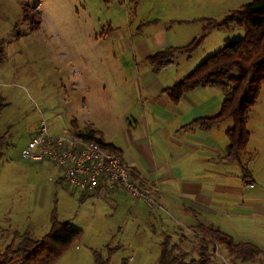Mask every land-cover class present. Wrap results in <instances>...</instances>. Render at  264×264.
<instances>
[{
    "label": "rangeland",
    "instance_id": "1",
    "mask_svg": "<svg viewBox=\"0 0 264 264\" xmlns=\"http://www.w3.org/2000/svg\"><path fill=\"white\" fill-rule=\"evenodd\" d=\"M252 1L0 0V105H5L0 114V138L4 143L0 158V250L12 242L17 245L19 233L45 238L55 217L83 233L54 264H95L96 254L107 258L109 250L115 248L110 264H158L152 243L134 236L137 224L125 227L114 219L111 201L85 198L91 195L66 183L60 168L52 162H26L21 158L22 151L43 118L51 135L99 128L106 139L115 136L116 129L103 125L101 116L116 107L117 74L132 76L126 55L115 49L128 27H134V32L146 22L150 28L144 38L161 27L168 29L166 34L172 39L167 41L184 47L200 37L204 27L200 19L220 21ZM110 26L120 29L101 39ZM242 35L241 29L214 30L190 59L178 56L176 66L162 75L171 77L176 69L183 74L196 68L220 50L228 37L235 40ZM129 86L130 93L135 91L131 82ZM123 103L128 102L124 99ZM247 128L251 139L245 152L252 153V158L255 149L260 152L256 161L258 168L262 167L264 85ZM247 156L242 154V162ZM258 186L260 191L264 189V176ZM157 194L153 193L156 206L147 204L161 210ZM177 231L179 237L186 236L182 252L192 251L195 235L181 226ZM144 233L141 227L140 235ZM119 243L121 247H117ZM172 244H179L177 237ZM213 255L211 262L216 264H264L263 255L255 261L234 260L222 245L216 246Z\"/></svg>",
    "mask_w": 264,
    "mask_h": 264
},
{
    "label": "crops",
    "instance_id": "2",
    "mask_svg": "<svg viewBox=\"0 0 264 264\" xmlns=\"http://www.w3.org/2000/svg\"><path fill=\"white\" fill-rule=\"evenodd\" d=\"M109 28L101 39L120 29L118 26ZM133 28L128 27L115 48L126 55L132 76L117 74L116 107L101 116L103 125L117 132L106 139L99 128L95 130L102 133L105 143L118 149L138 183L150 182L159 187L156 197L163 209H152L122 188L110 190L102 185L96 191L75 190L91 195L84 197L97 199V202L111 201L114 219L124 223L125 227L136 223L138 229L134 236L147 238L155 248V257L160 258L161 244L166 236L173 241L180 238L177 227L192 230L198 224L212 225L236 243H250L264 251V189L260 191L258 186L264 176V165L258 168L256 161L260 152L254 150L255 158L252 153L242 152L248 154L245 162H242V155L240 162L221 160L230 144L227 132L234 126L233 121L227 127L228 120L209 131L192 124L219 113L224 100L222 92L198 88L187 92L177 102L171 99L165 90L195 68L183 74L176 69L171 77L162 75L176 66L175 62L154 73L147 58L175 47L167 41L172 39L167 35L168 29L161 27L144 38L150 25L141 23L134 32ZM130 82L136 87L132 94ZM124 99L127 105L123 103ZM242 166L251 173L252 178L247 181L253 184L244 180ZM141 227L145 231L142 235ZM120 243L117 247H121ZM115 251L116 248L112 253Z\"/></svg>",
    "mask_w": 264,
    "mask_h": 264
},
{
    "label": "trees",
    "instance_id": "3",
    "mask_svg": "<svg viewBox=\"0 0 264 264\" xmlns=\"http://www.w3.org/2000/svg\"><path fill=\"white\" fill-rule=\"evenodd\" d=\"M199 21L205 24L199 38L184 47H168L156 52L147 58V62L154 73H159L174 64L178 56H186L190 59L210 32L222 29L243 30L241 38L235 40L227 38L222 49L207 57L184 79L165 90V93L176 102L187 92L198 88H214L221 91L224 100L219 113L211 118L197 120L192 125L209 131L229 119L232 120L234 126L227 132L230 144L221 160L239 161L251 139L247 124L252 116V110L258 104L264 85V0H254L243 5L220 21L211 18H202ZM4 107L5 105H0V114ZM75 135L84 140L95 141L120 156L118 149L112 144L105 143L99 131L95 129L78 131ZM3 145V140L0 138V158L3 155ZM242 167L244 180L251 179V173L244 166ZM247 183L253 184L249 181ZM53 218L49 233L43 239L33 237L30 232H17L21 234L18 237L20 239L18 244L14 245L15 242H12L4 250H0V264L57 262L77 243L83 231L73 228L69 222ZM191 231L196 237L191 241L193 252L191 250L182 252V244L186 238L184 234L178 239L179 244H172L171 237L166 236L161 244L162 251L158 264L212 263L216 246L219 245L225 247L234 260L241 262L255 261L259 256H264V251L255 245L236 243L230 236L212 225L198 224ZM113 250L115 249L109 250L107 258L96 254L95 264H110ZM194 253L198 257H192Z\"/></svg>",
    "mask_w": 264,
    "mask_h": 264
},
{
    "label": "built area",
    "instance_id": "4",
    "mask_svg": "<svg viewBox=\"0 0 264 264\" xmlns=\"http://www.w3.org/2000/svg\"><path fill=\"white\" fill-rule=\"evenodd\" d=\"M21 158L33 164L52 162L62 171L63 180L74 188L97 190L102 185L110 190L122 188L135 199L156 206L153 193L159 192V188L150 182L138 183L119 155L71 132L51 135L44 118Z\"/></svg>",
    "mask_w": 264,
    "mask_h": 264
},
{
    "label": "bare ground",
    "instance_id": "5",
    "mask_svg": "<svg viewBox=\"0 0 264 264\" xmlns=\"http://www.w3.org/2000/svg\"><path fill=\"white\" fill-rule=\"evenodd\" d=\"M154 186L158 187L157 185L153 184ZM159 188V187H158ZM213 264H216L217 262H212Z\"/></svg>",
    "mask_w": 264,
    "mask_h": 264
}]
</instances>
